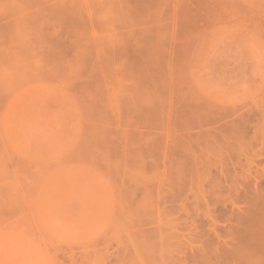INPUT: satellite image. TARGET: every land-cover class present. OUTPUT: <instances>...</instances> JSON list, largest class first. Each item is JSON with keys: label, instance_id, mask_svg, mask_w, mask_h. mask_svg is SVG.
<instances>
[{"label": "rangeland", "instance_id": "374dc122", "mask_svg": "<svg viewBox=\"0 0 264 264\" xmlns=\"http://www.w3.org/2000/svg\"><path fill=\"white\" fill-rule=\"evenodd\" d=\"M258 196L264 0H0V264H247Z\"/></svg>", "mask_w": 264, "mask_h": 264}, {"label": "bare ground", "instance_id": "6f19581e", "mask_svg": "<svg viewBox=\"0 0 264 264\" xmlns=\"http://www.w3.org/2000/svg\"><path fill=\"white\" fill-rule=\"evenodd\" d=\"M138 2V1H137ZM138 5H140V3L138 4ZM141 6V5H140ZM137 7V6H136ZM136 9H139L138 7L136 8ZM141 10V9H140ZM255 188H256V190H257V188L258 187H256L255 186ZM259 190V189H258ZM260 194V193H259ZM258 198H259V196H258ZM257 198V199H258ZM259 199H261V200H259V201H261L260 203L258 202V200L257 201H254V202H258L257 203V205L259 204V207H258V209L260 208V207H262V204L264 205V201H262V198L260 197ZM256 200V199H255ZM264 200V199H263ZM252 202H253V200H252ZM256 203H255V206L254 207H257L256 206ZM261 205V206H260ZM255 209H257V208H255ZM257 209V210H258ZM255 211V212H257V214H259V212H260V214L259 215H261L262 216V212L264 211V209L262 210V208H260V210L259 211ZM262 211V212H261ZM258 215V216H259ZM261 216H259V218L261 217ZM261 219V221H260V225L259 226H257V230H255V232H254V234L253 235H251V237L250 236H248L250 239H248V241L250 240L251 242H253L254 243V248L252 249V250H248V251H242V250H240V248H238V249H236V248H234V254H233V257L235 258V260H236V258H237V260L236 261H239V259H238V257H241V258H246V257H248V258H246V259H242V260H244L247 264H264V214H263V217H261L260 218ZM215 234V233H214ZM247 234V233H246ZM249 235H250V233H249ZM250 242V243H251ZM237 244H239V243H237ZM250 245H252V244H250ZM234 247H236V246H234ZM244 249H247V248H244ZM232 252V251H231ZM232 257V258H233ZM234 260V261H235ZM233 262V261H232ZM236 264V263H235Z\"/></svg>", "mask_w": 264, "mask_h": 264}]
</instances>
